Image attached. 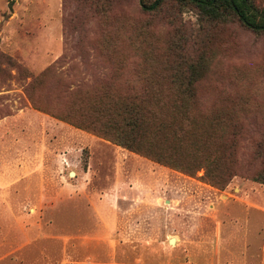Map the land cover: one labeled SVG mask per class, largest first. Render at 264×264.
Listing matches in <instances>:
<instances>
[{
    "label": "rangeland",
    "instance_id": "rangeland-1",
    "mask_svg": "<svg viewBox=\"0 0 264 264\" xmlns=\"http://www.w3.org/2000/svg\"><path fill=\"white\" fill-rule=\"evenodd\" d=\"M8 3L0 0V264H264V184L249 177L264 145V32L209 22L188 4ZM168 54L203 60L201 110L240 132L239 172L223 190L201 180L204 170L186 175L60 120L27 92L50 66L55 78L94 82L123 58L124 78L140 82Z\"/></svg>",
    "mask_w": 264,
    "mask_h": 264
},
{
    "label": "trees",
    "instance_id": "trees-1",
    "mask_svg": "<svg viewBox=\"0 0 264 264\" xmlns=\"http://www.w3.org/2000/svg\"><path fill=\"white\" fill-rule=\"evenodd\" d=\"M14 2L9 0L10 9ZM167 4H188L209 22L237 21L264 32V5L256 0H139L145 12ZM168 57L164 66L150 58L156 68L141 71L140 82L124 78L125 58L113 74L94 82L55 78L59 74L50 66L33 76L27 92L34 107L186 175L204 170L201 180L223 190L239 172L240 132L201 110L195 90L207 69L203 60ZM259 147L262 161L249 177L264 184V145Z\"/></svg>",
    "mask_w": 264,
    "mask_h": 264
},
{
    "label": "crops",
    "instance_id": "crops-1",
    "mask_svg": "<svg viewBox=\"0 0 264 264\" xmlns=\"http://www.w3.org/2000/svg\"><path fill=\"white\" fill-rule=\"evenodd\" d=\"M109 142V141H108ZM114 144V143H113ZM116 145V144H115ZM118 146V145H117ZM120 149H123V150H125L124 152H127V153H131V154H134L135 156H138V157H140V158H143L142 156H140V155H138V154H136V153H134V152H131V151H129V150H126V149H124V148H122V147H120V146H118ZM117 150H119V149H117ZM119 152H122V151H119ZM124 154V153H123ZM126 154V153H125ZM91 173H93L91 170H90V174ZM109 192V194H117V193H120L121 191L119 190V189H116V190H113V191H108Z\"/></svg>",
    "mask_w": 264,
    "mask_h": 264
},
{
    "label": "water",
    "instance_id": "water-1",
    "mask_svg": "<svg viewBox=\"0 0 264 264\" xmlns=\"http://www.w3.org/2000/svg\"><path fill=\"white\" fill-rule=\"evenodd\" d=\"M71 175H75V172L72 171V172H71ZM169 242H170V243H174V242H175L174 237L170 238V239H169Z\"/></svg>",
    "mask_w": 264,
    "mask_h": 264
},
{
    "label": "bare ground",
    "instance_id": "bare-ground-1",
    "mask_svg": "<svg viewBox=\"0 0 264 264\" xmlns=\"http://www.w3.org/2000/svg\"><path fill=\"white\" fill-rule=\"evenodd\" d=\"M175 239V238H174Z\"/></svg>",
    "mask_w": 264,
    "mask_h": 264
}]
</instances>
